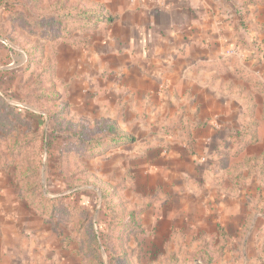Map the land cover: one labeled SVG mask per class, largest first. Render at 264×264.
I'll return each mask as SVG.
<instances>
[{"label": "rangeland", "instance_id": "1", "mask_svg": "<svg viewBox=\"0 0 264 264\" xmlns=\"http://www.w3.org/2000/svg\"><path fill=\"white\" fill-rule=\"evenodd\" d=\"M122 1L0 0V264H264V0L224 41L228 116L71 70Z\"/></svg>", "mask_w": 264, "mask_h": 264}, {"label": "crops", "instance_id": "2", "mask_svg": "<svg viewBox=\"0 0 264 264\" xmlns=\"http://www.w3.org/2000/svg\"><path fill=\"white\" fill-rule=\"evenodd\" d=\"M161 2L162 7L154 9L143 0L122 1L121 11L110 23L101 22L89 31V41L77 48L78 61L72 58L71 70L78 64L84 79V74L100 76L106 84L119 79L120 86L136 98L147 92L155 96L161 84L191 87L196 95L200 88V101L213 100L215 110L222 115H230L226 107L230 113L240 110V114L243 99L225 96L221 70L225 69L227 78L238 79L233 64L222 54L225 39L233 41L243 33L238 4L251 7V0ZM243 25L251 34V13ZM260 70L264 71L259 65L251 66L253 74L260 76ZM252 105L251 117L259 121L261 110L256 109L257 102ZM213 122L211 125L217 127L216 119Z\"/></svg>", "mask_w": 264, "mask_h": 264}, {"label": "trees", "instance_id": "3", "mask_svg": "<svg viewBox=\"0 0 264 264\" xmlns=\"http://www.w3.org/2000/svg\"><path fill=\"white\" fill-rule=\"evenodd\" d=\"M86 19H88V21L86 20ZM90 19H92V20H90ZM99 21V22H110V21H112V19L111 18H104V16H100V15H96V14H88L87 15V17H85V18H82V21H85L83 24H85V23H87V25H89L88 27H89V29H92L93 27H95V24H94V22H91V21ZM79 29V26L77 27V28H75L74 30H78ZM66 30V28H65V26L63 27V29L62 30H60V32H62V33H64V34H69L70 33V31H65ZM75 40H76V38H74ZM75 40H73V41H75Z\"/></svg>", "mask_w": 264, "mask_h": 264}, {"label": "built area", "instance_id": "4", "mask_svg": "<svg viewBox=\"0 0 264 264\" xmlns=\"http://www.w3.org/2000/svg\"><path fill=\"white\" fill-rule=\"evenodd\" d=\"M150 4L151 8L157 9L162 7L161 0H144Z\"/></svg>", "mask_w": 264, "mask_h": 264}]
</instances>
